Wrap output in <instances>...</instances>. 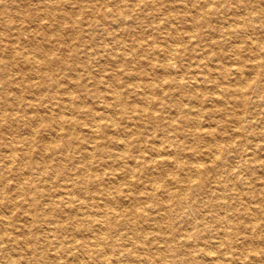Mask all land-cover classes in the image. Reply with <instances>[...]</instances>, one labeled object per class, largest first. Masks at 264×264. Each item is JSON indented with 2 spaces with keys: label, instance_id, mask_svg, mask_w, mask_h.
I'll use <instances>...</instances> for the list:
<instances>
[{
  "label": "bare ground",
  "instance_id": "1",
  "mask_svg": "<svg viewBox=\"0 0 264 264\" xmlns=\"http://www.w3.org/2000/svg\"><path fill=\"white\" fill-rule=\"evenodd\" d=\"M7 1L0 14L22 20L0 67L17 56L26 71H0L17 99L0 101V138L17 119L28 133L0 155V177L13 171L0 179V264H264V0H20L35 24ZM152 9L162 36L108 44Z\"/></svg>",
  "mask_w": 264,
  "mask_h": 264
},
{
  "label": "rangeland",
  "instance_id": "2",
  "mask_svg": "<svg viewBox=\"0 0 264 264\" xmlns=\"http://www.w3.org/2000/svg\"><path fill=\"white\" fill-rule=\"evenodd\" d=\"M4 1H7V0H4ZM35 1L36 0H34L33 3H36V4H39L40 3L39 1H37V2H35ZM102 1H106V0H95V3H96L95 5L96 6H100V3H101V5L103 3L105 4V2H102ZM201 1H203V0H201ZM7 2L9 3V1H7ZM23 2L24 1L14 0V1H10L9 4L10 5H16V4L19 5L20 13L23 12L24 19L25 20L32 21L34 15H33V12L30 9L31 8V5H29L28 3H23ZM108 3H109V6H107V8L112 9L114 6H113V3L111 2V0H108ZM177 3L179 5H182V2H177V1H175L173 4L178 5ZM226 4H227V6H231V7L236 6V4H235V2L233 0H226ZM237 5H239V4H237ZM187 7H188V9L190 7V10H191V8H193V7H191V5L190 6H187ZM100 8H102V7H100ZM158 8L159 9H162L163 8V4H159L158 5ZM83 10L81 11V14L78 15V18H84L85 17V15H86L85 12L86 11H85V9H83ZM250 10H251V8H250ZM99 12H98V14H99ZM156 12H157L156 9H152V10H148V11L145 10V11H143L139 15V18L136 19V21L134 20V22L131 21V22H128L127 24L122 25L120 27L121 29L120 28L119 29L117 28V30H116V29H114V27H116V26H114L113 29H111L112 30V33H113V35H112L113 37L112 38H108V41H109L108 44H110L111 47H115L118 44L119 45L121 44L122 46H127L128 44H131V42L135 38H138V37L139 38L142 37V38L146 39L148 42L151 40V42H152L153 40H155L154 35H156V34H158V35L160 34L161 35L162 34V33H158L159 31H157L156 29H153V26L155 25V23L157 21H159V22H162L163 21V15H159V14H157L158 12L157 13ZM175 12H177L178 15H181L182 10H181V8L180 9L179 8H175ZM7 14H11V16L7 18ZM4 15H6V17H3ZM19 15H20L19 12L17 13L16 10H14V9H12V10L10 9V11L7 10V12H5L3 14H0V26L1 27H4V32L2 34H0V58L1 59L4 58L6 55H8V50L7 49L10 46L9 44H12L13 43L14 46H17L16 45L17 42L14 43L12 41L13 40L15 41V39H16V37L14 35L15 32H16V30L13 28V26H15V24H18L22 20V18ZM99 18H100V15H98L97 18H94V19L91 20V23H92V25L94 24V27L96 28L97 33H100V31H99V26L100 25L99 24H100V22H102V20L99 19ZM39 20H40L39 18H36L35 17V19L32 21V23L35 24ZM52 21H53V19H52ZM42 22L43 23H49L50 21L48 19H42ZM178 25H179V27H182L181 28V31L185 32L187 29L184 30L183 28L188 25V22H186L184 20H181V21H179ZM124 27H130L135 32L134 33H129V31H125V28ZM18 37H19V40H21L22 42L24 41L23 43H26V42L29 41L28 34L24 30H20L19 31ZM185 42H186V43H184L185 44V48H187V49L184 52H182L181 59H183V58L189 59L193 55V52L192 51L196 49L195 47H190L192 44L190 45V43L187 42V40H185ZM177 47L180 49V46H177ZM243 47H244V45H243ZM158 52H160V50ZM196 52H197V50H196ZM228 53H230V51L226 52V54H228ZM247 53H248V51L247 50H243V49H241V50L238 51L239 56H245V54L247 55ZM230 54H232V53H230ZM94 62H97V60L94 59ZM13 63H14V66H11V65L9 67L6 66V65L1 66L0 67V71L4 75H6L9 79H12L13 76H22V75L25 76L23 74V72H25L26 70L24 69V67L18 65L20 62L17 60V56H16V60L14 59V62ZM96 67L97 66H95V63H94L93 66H90L89 67V69H90V75H87L88 76V79H84L85 77L83 75H80V76H82V79L81 80L84 79L83 80V83H85V82L89 83L88 80L90 81V79H91V78H89V76L95 75L97 73L96 70H97L98 67L97 68ZM113 68H116V67H113ZM117 68L122 69V67H117ZM175 68H177V67L174 66L173 69H175ZM122 70H124V69H122ZM110 71L111 70L109 69V66H107L106 67V70L104 71V73L107 75L108 73H110ZM128 71H129L128 69H125L124 72H123L124 74L123 73H120L118 75L119 79L122 80L126 84L128 83V81L125 82V79H126L125 78V72H128ZM80 73H82V72H80ZM152 73H154V72H151L149 74H146V76L149 79L155 77L156 73L155 74H152ZM1 82L2 81L0 79V88H2ZM123 82L120 83V84H124ZM65 85H66V83L64 84V86ZM13 86H14L13 87V89H14L15 87H17V88L18 87H22V84L19 85V84H17V83L14 82V85ZM89 88H90V86H89ZM124 88H125L124 86L120 85V89L121 90H124ZM8 91H9V89H8ZM81 92H83V91H81ZM0 97H1L0 98V101H2V98L4 99L3 101H6V102H15V101H17V99L15 98V96H13L12 93L8 94L7 95V98H4V93L2 92V93H0ZM0 107H1V103H0ZM18 108H20V106H18L17 109ZM261 109L264 110V106H262ZM3 111H4V113H7L8 110H3ZM16 112H17L18 116L20 114V117H21V113L19 111H16ZM0 115H1V111H0ZM17 120L18 121H15V122L13 121V123H14L13 125L14 126L11 127L9 129V131H5L3 133L2 138H0V148H1L0 155L2 154V149L4 148L5 144L7 142H9L10 139H13V140H17L18 141L21 138L27 136V133H28V127H27V125L22 121L23 119L22 120L21 119H17ZM0 127L3 130L2 125ZM164 130H166V132H168V130H170V126L166 124L164 126ZM148 132L150 133L149 136H148L149 139H150V137H153L156 141L163 134V131L158 128L157 124H152V130L150 129ZM158 133L160 135H157ZM169 134H172V132L169 131ZM140 135L143 136L142 133H140ZM103 163L104 164H101L102 167H104V166L107 167L108 166L107 162L106 163L103 162ZM106 170H108V169L106 168ZM12 174H13V171H11V170L6 171V172L3 173V176L0 177V179L1 180L5 179V178L8 179V177H10ZM47 178H54V176L49 175ZM37 182L38 181L36 179H34V177H33L32 183H37ZM4 191H5L4 192V195H5L6 198H12V199L18 200L19 197L15 194V192H14V190L12 188H6ZM20 209H21L20 207H16V208H14L12 210V212L13 211L19 212V215H21V216H18V218H19V220H22V214L20 212L21 211ZM0 210L9 211V209H5V208H1Z\"/></svg>",
  "mask_w": 264,
  "mask_h": 264
}]
</instances>
